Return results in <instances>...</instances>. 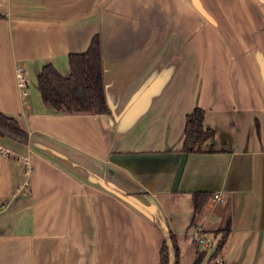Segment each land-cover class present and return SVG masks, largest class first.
Instances as JSON below:
<instances>
[{"label": "crops", "instance_id": "0c3cea01", "mask_svg": "<svg viewBox=\"0 0 264 264\" xmlns=\"http://www.w3.org/2000/svg\"><path fill=\"white\" fill-rule=\"evenodd\" d=\"M96 34L110 113L50 108L43 66L68 76ZM196 106L215 135L174 189ZM0 112L28 133L0 135V264H159L163 234L123 193L158 204L179 264L197 229H228L202 264H264V0H0Z\"/></svg>", "mask_w": 264, "mask_h": 264}, {"label": "trees", "instance_id": "16d2710c", "mask_svg": "<svg viewBox=\"0 0 264 264\" xmlns=\"http://www.w3.org/2000/svg\"><path fill=\"white\" fill-rule=\"evenodd\" d=\"M69 63L71 73L68 76L62 75L51 63L43 66L38 76L43 102L52 109L69 113H110L105 92L100 36L96 34L84 52L71 53ZM204 118L205 111L199 106L187 114L182 152L188 154L204 152V144L214 138L215 132L205 126ZM0 135L22 143L28 141V133L22 129L17 119L1 112ZM123 195L131 199L130 194L123 193ZM211 196L212 193L207 191L192 194L196 215L202 211ZM152 218L163 234L159 264H179L180 250L176 234L170 229L162 212L152 213ZM227 233L228 229L225 230L223 240L219 242L218 252L212 256V259L221 252ZM205 254L199 252L194 264H202Z\"/></svg>", "mask_w": 264, "mask_h": 264}, {"label": "built area", "instance_id": "2783aa9c", "mask_svg": "<svg viewBox=\"0 0 264 264\" xmlns=\"http://www.w3.org/2000/svg\"><path fill=\"white\" fill-rule=\"evenodd\" d=\"M24 75H23V71L21 68H19L18 71V78H20V84L22 82ZM23 84V83H22ZM1 151H3L2 149H0ZM5 152V151H4ZM6 153V152H5ZM25 163H26V173L29 174L31 171V167H30V162L29 159L25 158L24 159ZM27 184V182L25 183ZM18 190V189H17ZM16 190V191H17ZM216 199H219L221 196L219 195V193H216L213 195ZM193 239L195 241V243L197 244V246L201 249L202 252L206 253L208 250L210 251L211 249L215 250L217 243H214L212 241L213 238H210V236H208L206 233H204L201 229H197L195 230L194 234H193ZM212 251V250H211ZM215 264H223V262L220 259H217L215 261Z\"/></svg>", "mask_w": 264, "mask_h": 264}, {"label": "water", "instance_id": "95a60500", "mask_svg": "<svg viewBox=\"0 0 264 264\" xmlns=\"http://www.w3.org/2000/svg\"><path fill=\"white\" fill-rule=\"evenodd\" d=\"M188 153H183L182 154V158L177 170V174H176V178H175V182H174V189H177L179 183H180V179L182 176V172L184 170V166L186 163V159H187ZM133 202H135L138 206H140V208H142L145 212H147L148 214H150L152 216V213H157V212H161L159 209V206L156 202L152 201V207H147L144 206L142 204H139L138 202H136L132 197L131 199Z\"/></svg>", "mask_w": 264, "mask_h": 264}, {"label": "rangeland", "instance_id": "374dc122", "mask_svg": "<svg viewBox=\"0 0 264 264\" xmlns=\"http://www.w3.org/2000/svg\"><path fill=\"white\" fill-rule=\"evenodd\" d=\"M134 200H135L136 202L140 203L139 200H137V199H135V198H134ZM147 207H148V206H147ZM211 250L213 251V249H211ZM211 250H210V251L208 250V251L206 252V254H207L208 252H210V253H208V254H211V255L216 254L215 252H218V245L216 246L214 252H212Z\"/></svg>", "mask_w": 264, "mask_h": 264}]
</instances>
